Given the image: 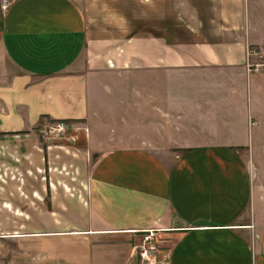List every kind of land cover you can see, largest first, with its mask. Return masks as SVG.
<instances>
[{
  "label": "crops",
  "instance_id": "crops-1",
  "mask_svg": "<svg viewBox=\"0 0 264 264\" xmlns=\"http://www.w3.org/2000/svg\"><path fill=\"white\" fill-rule=\"evenodd\" d=\"M248 50L264 65V0L0 10V264H139L149 233L158 264H264V67L248 73ZM58 121L66 135H43Z\"/></svg>",
  "mask_w": 264,
  "mask_h": 264
},
{
  "label": "built area",
  "instance_id": "built-area-1",
  "mask_svg": "<svg viewBox=\"0 0 264 264\" xmlns=\"http://www.w3.org/2000/svg\"><path fill=\"white\" fill-rule=\"evenodd\" d=\"M1 10L7 12L13 3V0H0ZM258 53L253 50H248L246 68L248 73H261L264 67L261 63L253 61V57H257ZM69 125L66 121H58L48 125L43 130V135L52 137H63L68 133ZM155 237L152 233L144 236L142 245L139 246V257L141 264H155L157 258V247L155 246Z\"/></svg>",
  "mask_w": 264,
  "mask_h": 264
},
{
  "label": "rangeland",
  "instance_id": "rangeland-1",
  "mask_svg": "<svg viewBox=\"0 0 264 264\" xmlns=\"http://www.w3.org/2000/svg\"><path fill=\"white\" fill-rule=\"evenodd\" d=\"M0 10H1V1H0ZM2 11V10H1ZM3 12V11H2ZM3 13H5V12H3ZM53 123H55V122H53ZM53 123H51V124H53ZM70 126H69V130H70ZM94 161H95V158H94ZM30 218H23V221H24V226L25 225H28L29 223H27V221L26 220H29ZM66 218H55V230L56 231H59V230H63L64 228V226H74V225H78V224H76V223H78V222H74L73 221V218H71L72 219V221L71 222H69L68 220L67 221H64ZM67 219H69V218H67ZM24 231H26V228L24 227ZM144 238V237H143ZM141 240V239H140ZM76 243L75 244H73V246L74 247H80L81 245L83 246V244L82 243H84V241L81 239V238H78V240L76 239V240H74ZM24 242H27V244H24V245H26V246H29L30 245V240H24ZM40 242H41V239H40ZM40 245H43V246H45L46 245V242H41V244ZM61 245H63V244H61V243H58V242H55V243H51V245L50 246H52V247H54V248H58V247H61ZM155 246L157 247V250H158V252H157V258H156V261H155V264H158L159 262H160V258H159V256L160 255H158L159 254V248H158V245H157V243H156V241H155ZM138 260H139V264H141V259H140V257H139V251H138Z\"/></svg>",
  "mask_w": 264,
  "mask_h": 264
}]
</instances>
